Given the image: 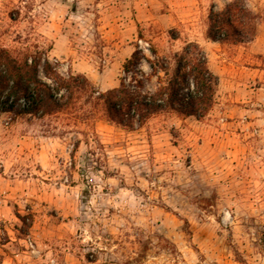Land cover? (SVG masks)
<instances>
[{"label": "rangeland", "instance_id": "374dc122", "mask_svg": "<svg viewBox=\"0 0 264 264\" xmlns=\"http://www.w3.org/2000/svg\"><path fill=\"white\" fill-rule=\"evenodd\" d=\"M229 1L0 0V46L50 48L60 75L98 92L136 47L169 58L195 42L217 77L199 121L1 116L0 264H264V0H247L251 42L207 46L209 9Z\"/></svg>", "mask_w": 264, "mask_h": 264}, {"label": "trees", "instance_id": "16d2710c", "mask_svg": "<svg viewBox=\"0 0 264 264\" xmlns=\"http://www.w3.org/2000/svg\"><path fill=\"white\" fill-rule=\"evenodd\" d=\"M259 18L247 0H231L222 8L212 5L206 37L219 44L249 43L256 35ZM49 51L38 45L14 50L0 46V117L9 116L10 122L21 117L41 120L78 115L80 110L93 114L92 109H98L106 122L134 131L162 113L199 121L215 105L217 77L195 42L185 43L169 58H159L153 46L149 47L151 58L136 47L122 64L118 86L105 92L96 91L84 75H60L48 59ZM143 63L149 74L142 71ZM152 77L157 85L148 91L146 83ZM79 143L76 140L73 147ZM20 221L25 230L30 227L25 218Z\"/></svg>", "mask_w": 264, "mask_h": 264}, {"label": "crops", "instance_id": "0c3cea01", "mask_svg": "<svg viewBox=\"0 0 264 264\" xmlns=\"http://www.w3.org/2000/svg\"><path fill=\"white\" fill-rule=\"evenodd\" d=\"M210 44H211V46H216V43H208L207 46H210ZM210 48H211V47H207L208 50H210ZM205 50H206V49H205Z\"/></svg>", "mask_w": 264, "mask_h": 264}]
</instances>
